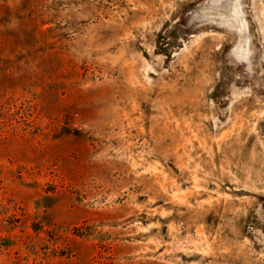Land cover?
<instances>
[{
	"label": "rangeland",
	"instance_id": "obj_1",
	"mask_svg": "<svg viewBox=\"0 0 264 264\" xmlns=\"http://www.w3.org/2000/svg\"><path fill=\"white\" fill-rule=\"evenodd\" d=\"M0 264H264V0H0Z\"/></svg>",
	"mask_w": 264,
	"mask_h": 264
}]
</instances>
